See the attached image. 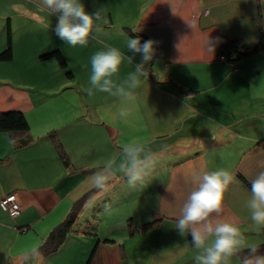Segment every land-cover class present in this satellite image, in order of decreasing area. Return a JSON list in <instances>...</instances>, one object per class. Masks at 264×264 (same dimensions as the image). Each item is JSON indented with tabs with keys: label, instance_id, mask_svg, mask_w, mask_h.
Listing matches in <instances>:
<instances>
[{
	"label": "crops",
	"instance_id": "1",
	"mask_svg": "<svg viewBox=\"0 0 264 264\" xmlns=\"http://www.w3.org/2000/svg\"><path fill=\"white\" fill-rule=\"evenodd\" d=\"M82 2L89 12L100 10L108 24L87 46L73 47L56 35V17L42 0H0V53L7 29L12 44L11 59L0 61V113H23L32 137L29 145L16 147L0 132V199L15 194L21 210L12 219L0 208V264H195L198 250L185 248L191 237L179 235L176 218L198 187L193 173L220 169L231 172L235 182L219 218L236 223L249 244L263 245L264 226L251 221L247 207L251 187L237 173L251 184L264 172V49L235 65L220 55L228 41L252 50L264 36V0ZM128 30L154 41L155 54L145 64L148 76L140 78L130 115L121 121L119 97L90 95L88 89L95 53L115 48L131 58L113 77L118 85L142 62V55L127 47ZM56 50L64 67L45 56ZM235 50L226 52L234 56ZM133 140L156 156L143 185L130 188L116 171L109 190L97 191L87 204L97 198L105 207L102 197L110 196L119 215L114 226L125 231L117 239L71 234L57 253L41 256L49 233L94 189L88 168H102L109 159L119 163L122 145ZM69 148L83 157L68 155ZM147 223L153 227L130 234ZM79 242L78 250H70ZM232 264H241V258Z\"/></svg>",
	"mask_w": 264,
	"mask_h": 264
},
{
	"label": "clouds",
	"instance_id": "2",
	"mask_svg": "<svg viewBox=\"0 0 264 264\" xmlns=\"http://www.w3.org/2000/svg\"><path fill=\"white\" fill-rule=\"evenodd\" d=\"M42 7L56 17L55 33L70 46H87L93 34H100L108 20L100 10L89 12L82 0H42ZM155 42L147 40L141 44L140 38H129L128 49L142 55V62L135 66L121 84H116V76L125 60L131 62L115 48L99 51L91 57V75L88 89L109 93L120 98L121 106L117 116L126 121L134 105L140 78L145 80L148 71L145 64L153 59ZM165 148L167 146H164ZM122 158L119 163L109 159L92 176L93 187L100 192L109 190L111 179L119 171L126 177L130 188L143 185L153 170L156 156L141 141L133 140L122 145ZM193 181L198 187L193 190L176 218L175 229L181 236L191 237L185 240V248L198 250L194 256L195 264H232L234 257H240L241 264H264V254H257V246L249 244L240 227L227 220L220 219L225 194L235 177L231 172L220 169L212 172L193 173ZM250 219L256 225L264 226V172L251 181L250 199L247 202ZM35 251V249H33Z\"/></svg>",
	"mask_w": 264,
	"mask_h": 264
},
{
	"label": "trees",
	"instance_id": "3",
	"mask_svg": "<svg viewBox=\"0 0 264 264\" xmlns=\"http://www.w3.org/2000/svg\"><path fill=\"white\" fill-rule=\"evenodd\" d=\"M128 33L131 38H140L141 44H143L148 39L141 34L128 30ZM227 48H235V55L232 56L230 52H226ZM242 48V47H241ZM240 46H236L235 41H228L223 47L221 51V57H224L227 62H230L232 65H235L236 61L243 57L250 55L252 53L261 51L264 49V36L259 35L258 43L252 48V50H244ZM12 44H11V34L9 29H7V43L5 49L0 53V61H9L12 56ZM46 57H52L57 60L59 65L65 66V60L59 51H52L45 55ZM0 132H4L9 134L14 141L16 147H24L29 145L32 142V137L29 135V125L23 113L18 111L4 112L0 113ZM51 141L54 144V147L58 153V156L61 162L64 164L66 168L70 167L69 158L63 149L61 143L55 138V136H51ZM237 177L242 180L245 185L251 187V184L246 181L239 173H237ZM97 190L94 188L91 191L87 192L83 195L79 200L73 203L72 208L66 218L57 225L47 236L44 242L41 244L39 248V253L43 257H50L58 252L59 248L65 243L68 236L71 234L75 235H90L96 236L93 228H81L79 224V220L81 215L84 212V208L87 206L91 197L96 194ZM154 223H147L140 228L134 229L130 232L133 234L135 232L144 231L151 227H153ZM105 243H112V239L103 240ZM246 253H242L240 258ZM257 254H264V244L257 246Z\"/></svg>",
	"mask_w": 264,
	"mask_h": 264
},
{
	"label": "rangeland",
	"instance_id": "4",
	"mask_svg": "<svg viewBox=\"0 0 264 264\" xmlns=\"http://www.w3.org/2000/svg\"><path fill=\"white\" fill-rule=\"evenodd\" d=\"M53 135L55 136V134H53ZM75 138H73V140L71 142V144L73 146H74ZM84 145H85V143H84ZM67 153H68V155H72V157H74L75 159L78 156L83 157L82 156L83 154L80 153V150H76L73 148H69ZM96 166L97 165L89 167L88 168L89 173H95L96 171L101 169L100 167L95 168ZM96 199H94L91 204L89 203V205L84 208L85 210L80 217L79 224L80 223L82 224L83 221H86L84 228H93L94 232L96 233V237L98 235L99 237L105 238L107 236L113 235V238L115 239L116 237L119 236L118 235L119 232H124L125 230L123 227L121 228L118 225L114 226V223L117 220V218H119V215L115 212V210H113L111 208L112 204H113V200H111L110 196H103L102 197L103 203L108 204V205L105 207H102V205H99L96 203L97 202ZM109 203H111V204H109ZM112 224H113V226H112ZM112 230H113V233H115L117 235L112 234ZM79 240H80V238H79ZM81 241H82V239H81ZM81 245H82L81 242L73 243L70 247V250H74V249L78 250Z\"/></svg>",
	"mask_w": 264,
	"mask_h": 264
},
{
	"label": "built area",
	"instance_id": "5",
	"mask_svg": "<svg viewBox=\"0 0 264 264\" xmlns=\"http://www.w3.org/2000/svg\"><path fill=\"white\" fill-rule=\"evenodd\" d=\"M221 59L225 60L224 57H221ZM0 208L2 211L6 212L12 219L18 217L21 211L15 194H8L1 198Z\"/></svg>",
	"mask_w": 264,
	"mask_h": 264
}]
</instances>
